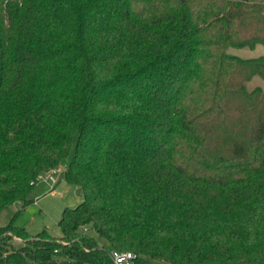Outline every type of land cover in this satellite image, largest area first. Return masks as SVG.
<instances>
[{
  "label": "trees",
  "instance_id": "1",
  "mask_svg": "<svg viewBox=\"0 0 264 264\" xmlns=\"http://www.w3.org/2000/svg\"><path fill=\"white\" fill-rule=\"evenodd\" d=\"M259 44L264 0H0V213L74 140L84 195L0 264H264Z\"/></svg>",
  "mask_w": 264,
  "mask_h": 264
},
{
  "label": "rangeland",
  "instance_id": "2",
  "mask_svg": "<svg viewBox=\"0 0 264 264\" xmlns=\"http://www.w3.org/2000/svg\"><path fill=\"white\" fill-rule=\"evenodd\" d=\"M230 51L243 58H254L264 55V45L259 44L252 48H231ZM251 91L256 87L264 90V80L255 76L247 83ZM76 140L69 154L60 162L55 174L58 181L53 183L40 179L33 186L30 198L33 200L26 207L21 202H15L6 206L0 213V230L11 221L18 227L25 228L30 234L38 235L46 231L54 237H62L63 231L59 225L65 208H75L84 200V195L78 194L80 187L68 183L64 177L75 153ZM15 244L21 243V238L15 236Z\"/></svg>",
  "mask_w": 264,
  "mask_h": 264
},
{
  "label": "built area",
  "instance_id": "3",
  "mask_svg": "<svg viewBox=\"0 0 264 264\" xmlns=\"http://www.w3.org/2000/svg\"><path fill=\"white\" fill-rule=\"evenodd\" d=\"M57 172L58 170L56 168L47 173H44L38 177L37 182L40 179H44L46 181L57 183L58 179L55 176ZM111 256L113 258L114 264H136V254L129 252V251L119 252L116 250H112Z\"/></svg>",
  "mask_w": 264,
  "mask_h": 264
},
{
  "label": "water",
  "instance_id": "4",
  "mask_svg": "<svg viewBox=\"0 0 264 264\" xmlns=\"http://www.w3.org/2000/svg\"><path fill=\"white\" fill-rule=\"evenodd\" d=\"M78 194H79V195L81 194V189H78Z\"/></svg>",
  "mask_w": 264,
  "mask_h": 264
},
{
  "label": "crops",
  "instance_id": "5",
  "mask_svg": "<svg viewBox=\"0 0 264 264\" xmlns=\"http://www.w3.org/2000/svg\"><path fill=\"white\" fill-rule=\"evenodd\" d=\"M262 56V55H261ZM264 56V55H263ZM259 57V56H258Z\"/></svg>",
  "mask_w": 264,
  "mask_h": 264
}]
</instances>
